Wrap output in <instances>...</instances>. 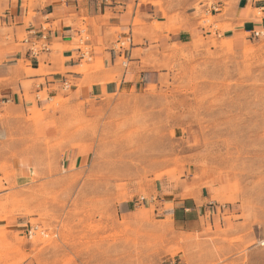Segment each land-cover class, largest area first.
Returning <instances> with one entry per match:
<instances>
[{
  "label": "rangeland",
  "instance_id": "rangeland-1",
  "mask_svg": "<svg viewBox=\"0 0 264 264\" xmlns=\"http://www.w3.org/2000/svg\"><path fill=\"white\" fill-rule=\"evenodd\" d=\"M199 23L213 32L164 50L159 80L63 108L56 144L81 162L0 167V264H263L264 38ZM175 196L208 203L200 231L159 209ZM126 200L141 213L121 214Z\"/></svg>",
  "mask_w": 264,
  "mask_h": 264
},
{
  "label": "crops",
  "instance_id": "crops-1",
  "mask_svg": "<svg viewBox=\"0 0 264 264\" xmlns=\"http://www.w3.org/2000/svg\"><path fill=\"white\" fill-rule=\"evenodd\" d=\"M203 13L213 16L216 34L234 44L264 27V0H9L0 10V167L29 177L64 154L70 165L81 162L83 150L56 144L63 108L81 102L88 108L159 80L164 50L213 32L214 25H200ZM61 98L65 104H52ZM171 201L158 207L176 228L202 229L207 202ZM139 207L126 200L118 211L134 217ZM8 223L22 222L12 217Z\"/></svg>",
  "mask_w": 264,
  "mask_h": 264
},
{
  "label": "built area",
  "instance_id": "built-area-1",
  "mask_svg": "<svg viewBox=\"0 0 264 264\" xmlns=\"http://www.w3.org/2000/svg\"><path fill=\"white\" fill-rule=\"evenodd\" d=\"M250 36L252 38H261V37L264 38V27L252 30Z\"/></svg>",
  "mask_w": 264,
  "mask_h": 264
},
{
  "label": "bare ground",
  "instance_id": "bare-ground-1",
  "mask_svg": "<svg viewBox=\"0 0 264 264\" xmlns=\"http://www.w3.org/2000/svg\"><path fill=\"white\" fill-rule=\"evenodd\" d=\"M54 105V104H53Z\"/></svg>",
  "mask_w": 264,
  "mask_h": 264
}]
</instances>
